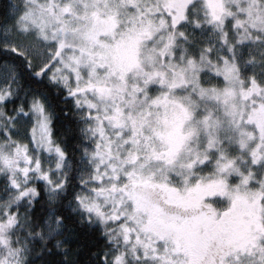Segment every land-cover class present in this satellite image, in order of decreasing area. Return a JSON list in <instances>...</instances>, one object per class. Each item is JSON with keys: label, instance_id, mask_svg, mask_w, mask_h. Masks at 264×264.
<instances>
[{"label": "rangeland", "instance_id": "obj_1", "mask_svg": "<svg viewBox=\"0 0 264 264\" xmlns=\"http://www.w3.org/2000/svg\"><path fill=\"white\" fill-rule=\"evenodd\" d=\"M22 3L19 35L49 49L51 79L88 121L93 173L83 182L81 209L120 223L123 249L137 263L264 264V83L241 79L233 57L238 45L264 40V0ZM189 18L211 30L206 53L189 56L179 42ZM27 117L29 139L12 152L0 145V172L15 183V195L0 207V264H23L24 257L9 240L18 217L7 205L35 194L27 190L31 181L52 194L66 181V157L45 105L33 104ZM136 184L158 198L157 186L171 189L172 204L201 209L210 202L198 214L167 215L151 197L133 195ZM107 256L125 262L118 252Z\"/></svg>", "mask_w": 264, "mask_h": 264}, {"label": "trees", "instance_id": "obj_2", "mask_svg": "<svg viewBox=\"0 0 264 264\" xmlns=\"http://www.w3.org/2000/svg\"><path fill=\"white\" fill-rule=\"evenodd\" d=\"M23 1L0 0V75L4 77L0 79V89L7 88L8 96L0 107V145L4 147V144H9V148H3V151L12 152L16 148L14 143L28 140L33 119L27 115L31 112L33 104H44L51 117L54 144L61 148L66 157V181L64 188L53 194L43 181H31L27 190H35V194L10 208L7 205L10 209L9 215L18 217L9 240L13 242L16 250H22L23 264H113L107 256L113 252L120 253L125 261L123 264H144L137 263L132 250L123 249L125 243L121 241L122 233L119 235L117 232V225H121L120 223L95 219L81 209L78 198L83 191V182L90 179L93 173L88 163L89 151L93 148L87 132L88 121L84 111L79 108L77 99L71 97L67 89L51 79L49 49L42 43H32L28 40L32 43L30 45L22 40L23 35H19L17 24ZM189 1L191 0H180L184 4ZM169 11L172 12V8H169ZM182 30L184 37L179 42L181 41L180 44L187 55L207 52V39L204 37L211 32L207 25L195 27L193 19L189 18ZM23 37L28 39L27 36ZM51 47L54 51L55 46ZM178 50V53L183 51ZM234 52L233 57L239 66L240 78L248 82L255 80L264 83L263 38L257 43L240 44ZM1 156L3 152L0 153V171ZM11 177L13 175L10 173L0 172L1 208L15 195V183ZM145 186H132V194L149 199L151 197V203L161 207L167 215L198 214L206 211V204L210 202L206 200L201 209L187 207L184 201L172 204L169 202L172 200L169 196L172 194L171 189L162 190V186H157L161 193L158 198L151 196L154 191L152 187ZM218 206L220 209L214 211L215 215L228 207L225 202ZM145 213L147 218L154 217L149 215L148 209Z\"/></svg>", "mask_w": 264, "mask_h": 264}]
</instances>
